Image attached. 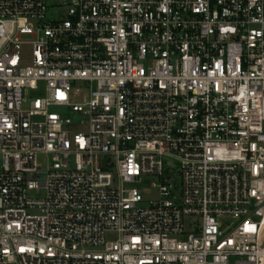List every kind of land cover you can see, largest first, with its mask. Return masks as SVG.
I'll list each match as a JSON object with an SVG mask.
<instances>
[{
  "label": "built area",
  "instance_id": "1",
  "mask_svg": "<svg viewBox=\"0 0 264 264\" xmlns=\"http://www.w3.org/2000/svg\"><path fill=\"white\" fill-rule=\"evenodd\" d=\"M59 5L0 0V264H264V0Z\"/></svg>",
  "mask_w": 264,
  "mask_h": 264
},
{
  "label": "rangeland",
  "instance_id": "2",
  "mask_svg": "<svg viewBox=\"0 0 264 264\" xmlns=\"http://www.w3.org/2000/svg\"><path fill=\"white\" fill-rule=\"evenodd\" d=\"M62 2V0H46V4L49 8V11L47 12V19H54L55 18V13L56 12V8H58L60 5V3ZM50 9L52 10V12L50 11ZM69 116L73 119V122L76 123L78 121V114L77 113H69ZM78 127L73 126L71 127V131H76ZM46 156L44 154H39L38 155V163L40 166H44L46 164ZM175 179H177V177L174 176ZM146 182H150L151 178H145ZM143 197H144V201L141 203V205H147L148 201L151 199H155L157 197V191L151 187H145V186H140ZM43 194V192H41L40 194L36 195L34 193H29V195H32L33 197H41ZM114 235L111 233H107L106 234V239H113Z\"/></svg>",
  "mask_w": 264,
  "mask_h": 264
}]
</instances>
